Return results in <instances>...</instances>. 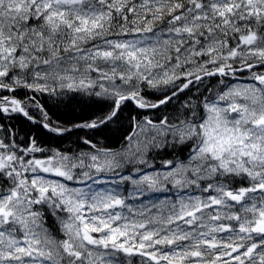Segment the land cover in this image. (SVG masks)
Wrapping results in <instances>:
<instances>
[{
  "label": "snow or ice",
  "instance_id": "snow-or-ice-1",
  "mask_svg": "<svg viewBox=\"0 0 264 264\" xmlns=\"http://www.w3.org/2000/svg\"><path fill=\"white\" fill-rule=\"evenodd\" d=\"M0 264H264V0H0Z\"/></svg>",
  "mask_w": 264,
  "mask_h": 264
}]
</instances>
